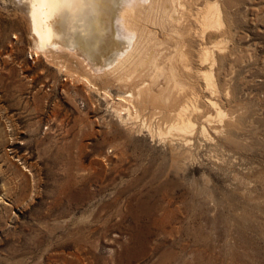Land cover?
Returning <instances> with one entry per match:
<instances>
[{
    "label": "rangeland",
    "instance_id": "rangeland-1",
    "mask_svg": "<svg viewBox=\"0 0 264 264\" xmlns=\"http://www.w3.org/2000/svg\"><path fill=\"white\" fill-rule=\"evenodd\" d=\"M225 1L214 100L236 124L178 161L182 141L120 116L116 83L37 50L24 0H0V264H264V0Z\"/></svg>",
    "mask_w": 264,
    "mask_h": 264
},
{
    "label": "bare ground",
    "instance_id": "bare-ground-1",
    "mask_svg": "<svg viewBox=\"0 0 264 264\" xmlns=\"http://www.w3.org/2000/svg\"><path fill=\"white\" fill-rule=\"evenodd\" d=\"M23 4L35 48L45 53L62 48L70 59L85 61L91 75L92 70L104 72L105 85L116 83L124 93L120 108H115L120 116L125 110L129 120L173 149L174 141L183 142V150H173L178 161L191 157L198 133L212 138L211 127L236 124L235 111L218 101L223 92L219 52L231 43L230 6L225 0H126L107 6L95 17L76 0H24ZM61 62V68H68L69 63ZM205 92L210 96L207 102L202 100Z\"/></svg>",
    "mask_w": 264,
    "mask_h": 264
},
{
    "label": "snow or ice",
    "instance_id": "snow-or-ice-1",
    "mask_svg": "<svg viewBox=\"0 0 264 264\" xmlns=\"http://www.w3.org/2000/svg\"><path fill=\"white\" fill-rule=\"evenodd\" d=\"M77 3L88 9V13L95 17L101 10L115 3H125L126 0H76Z\"/></svg>",
    "mask_w": 264,
    "mask_h": 264
}]
</instances>
